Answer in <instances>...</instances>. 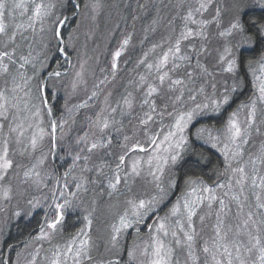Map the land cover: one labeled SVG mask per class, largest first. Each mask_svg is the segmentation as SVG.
Masks as SVG:
<instances>
[{
    "label": "snow or ice",
    "instance_id": "1",
    "mask_svg": "<svg viewBox=\"0 0 264 264\" xmlns=\"http://www.w3.org/2000/svg\"><path fill=\"white\" fill-rule=\"evenodd\" d=\"M214 0H201L199 7L195 10L197 13L203 14L207 12L210 7H213ZM230 10L234 13L231 19L228 21L227 26L223 27L222 31H219V36L221 37H239V42L234 46L236 48L242 49L244 47L254 46V38L248 35L249 29L245 26L244 16L252 9L254 6H258L262 11H264V0H253V4L249 5L246 0H229ZM80 0H59V7L62 10L59 15H56L54 19L51 20L50 31L52 33V39L50 43L53 45V49L57 53H62L67 55L66 49L69 46L65 43L63 36V28L69 21V16L64 13L71 11L72 17H75L76 10L80 8ZM56 7L54 4H36L32 15L29 17L28 28H32L35 21H40L43 23L45 18H51L53 16V9ZM87 7V5H85ZM98 7V5H93V8ZM13 11L17 9H24L25 5L23 0L15 2L12 5L7 3V0H0V35L7 33V27L3 22L5 14L9 12V9ZM221 9L216 8L215 15L211 17L210 20L202 19L197 21L193 17V12L188 11L187 15L184 17L185 21H191L192 24H198L201 31L193 32L192 28H188L186 31L182 32L180 38L176 40L175 50L169 49V53L176 56L180 52L181 40H188L193 36H202L206 38V33L202 31L210 24H215L217 28L222 27L221 25ZM248 23L256 29L257 35L261 40H264V23L256 19L250 18ZM24 29V25L17 24L15 30L8 37L9 42H14L16 38L17 31ZM69 39H71V34H69ZM124 45L128 44V40L123 41ZM7 48V43L4 45ZM205 49L202 47L200 52L196 53L199 57L201 52ZM169 53H165L163 59L161 60L162 65H166L169 58ZM15 55V49L12 51H0V73L8 74L9 66L15 64L16 61L13 59ZM121 55L120 51L114 54V60L112 63V74L115 75L117 64L115 59ZM30 56V53H29ZM227 58V68L225 71L232 73L235 72L239 66V57L234 54L233 47L226 46L223 50V54L220 56V61H225ZM7 59L8 64H4L3 61ZM49 59H54L50 57ZM180 59L190 61L192 58L188 56H181ZM19 64L20 69H24L26 65L31 64V60L28 56H20ZM260 60L264 62V53L261 54ZM249 66H251L252 61H248ZM264 67V63L261 65ZM33 67V76L26 77L24 73H19L22 84L15 83L16 77H13V87L9 89L7 86L0 87V199L10 200L12 194V185L9 183L7 187H4L5 181L10 179V173L14 170V161L9 158L10 153V142L15 134V143L20 144L22 138L25 137L26 132L31 133L28 140V145L25 146L27 151L28 146H30L32 153L36 152L40 144L45 138V135L49 137L51 148L48 155L43 156L37 161L38 164H44L49 156H54L55 153L53 149L56 147V130L59 126L63 129V125L66 123L61 120L59 125L57 121L52 120V109L47 106V96L46 93L50 91V81H56L61 78L62 75H67V73H62L59 70L48 71L46 76H41V71L47 69V65L41 62V68L36 69L35 65ZM83 67V65H81ZM149 68L152 65L148 66ZM159 67V66H158ZM179 65L174 64L173 69L178 68ZM197 67L206 71L203 65L199 63L197 59ZM191 77V73H188ZM77 77L81 76L80 72L76 73ZM168 78V73H164L159 76L160 84L163 85L165 79ZM33 79L38 80L35 85L36 95L34 99L39 101V105L31 103L33 99L32 87L30 86V81ZM143 80V77L141 78ZM257 79H260L259 77ZM103 83V81H101ZM183 81L180 79L171 80V85H182ZM73 88L76 84L73 83ZM213 87H215L213 85ZM175 90L174 87L172 89ZM235 90V89H233ZM17 91L23 92V97H18L16 95H10L9 93H17ZM158 89L156 87L149 86L146 93L145 99L142 104L148 106L150 113H155L161 120L164 115L167 114L168 117L173 118V123L168 126V131L163 134V139L159 140L161 133L157 132L155 135L148 137V143L151 149V155H149L147 164L151 171L149 174L153 177L155 182V187L157 189V195L150 197L149 199H139V200H128L127 203L131 207V213L127 210L123 215L119 217L118 225L112 226V235L110 239V247L106 248L107 256H94L93 255V244L89 236L91 230L92 221L89 217L85 216L86 221V231L84 228L80 229L76 236L70 238L68 242L64 245V249L60 250V246H57V250L53 252V259L51 264H68L69 258H71V264H133L136 260V245L125 248L120 244V235L122 232H126L128 229L135 228L137 235H139L140 228L139 225L144 224L145 218L149 216V213L156 214L160 210V206L164 203L166 199V192L163 187H161L162 177L166 172H171V169L176 167L181 161L184 160V154L190 150L189 146V132L190 128L195 126L198 117H203L206 110L211 107L212 111L219 112L224 105L229 104L230 96L228 94L223 95L222 99H212L210 103H196L197 95L202 94L204 89L200 88L197 95L190 94L188 99L192 102L191 107H187L184 111L177 112L176 105L184 103L183 91L179 95L175 96L172 100L171 106L172 111H168V104H165L162 109L157 111L156 102L154 100L150 101V97L157 93ZM259 97L258 100L264 101V80H260L259 86ZM93 96L96 95L95 92L92 93ZM21 101L23 102V107H21ZM124 103L129 109L132 107L131 100L125 98ZM256 104L257 101L253 100L249 107V115L247 119V126L241 128L235 119L236 113L233 112L227 122V132L229 133V140L236 146L238 151L229 154L227 150V145L222 149L225 156L226 168L225 172H230L229 180L227 185L218 184L217 187L232 190L234 185L238 191H233L230 196V201L235 204V211L229 204L225 203V200L218 198L214 195L215 189L209 186H204L200 189L201 192L209 193L208 197L203 195H196L197 189L192 188L190 193H185L182 197H178L176 203L172 205L169 211L163 216H157V221L154 224L145 225L150 233L151 243L146 245L141 254L147 255L149 249H151V260L149 264H179L178 250L183 252L186 257L185 264H264V143L260 147V155L251 157L246 165H241L238 167H231V160L237 157H243L242 144L249 143V137L251 135L250 129L255 124L256 116ZM78 107H87V104H81ZM244 107V105H241ZM113 112L116 109H112ZM42 112H45L50 120V131L45 133L44 129L40 126L43 122ZM23 113V114H22ZM30 113V117L26 115ZM175 114V115H174ZM35 120L36 124L33 125L29 123V120ZM149 122H154L153 115L145 113V118L140 120V124L145 126V129ZM109 127L107 120L103 122L100 127L101 133ZM38 129V131L34 130ZM6 130V131H5ZM256 132L259 135L260 129L256 128ZM208 134V141L217 139L212 136L211 129L201 126L196 129V132L192 135L196 136L197 139H203L204 134ZM125 141L130 140V137L125 136ZM77 144H83L85 147L80 149L73 157V163L64 172V177L66 178L69 173L73 171L76 167L77 161L83 160L85 162V168L87 169V161L91 158V154L100 148H104L106 144L101 140L89 141L88 135L80 137L77 140ZM107 144H111V138L107 140ZM167 145L166 147H161L162 145ZM127 150L123 155L118 157V162L115 165L114 179L110 180L107 187L110 189L109 195L111 196L113 192L118 190V185L122 182L127 184L129 177H138L140 175V162L134 161L131 164L129 172H126L123 177H121L120 172L126 167V156L134 151H147L140 143L137 141L128 147L125 144ZM212 147H216L213 143ZM81 152H86L88 155L81 156ZM24 153L22 152L21 155ZM31 155V153H29ZM62 159V158H61ZM37 163L31 165L23 171V176L25 182L28 180L36 179L34 183H39V173L36 171ZM200 161L198 159L193 161V166L199 165ZM259 165V166H258ZM246 166L251 167V172L246 171ZM16 168H20L19 164L15 165ZM91 171V169H87ZM101 169H98L100 171ZM84 183H76L75 188L77 190L87 191V180L85 177H81ZM169 188L176 186V180L173 175H169ZM250 180V184L248 183ZM57 185L60 181L57 179ZM203 184V181L193 180L188 178L185 180V185ZM246 185L250 188L252 196L254 197V203L249 201V196L245 194ZM64 189H69V184L66 182L64 184ZM131 191V188L128 189ZM57 192L59 195L57 196ZM72 197L76 196L75 192L69 193ZM225 196L228 193L225 192ZM195 196V199H189L188 197ZM47 199V198H46ZM208 201V208L211 209L213 203L219 205L216 211V223L213 225V234L208 239L203 240L199 249H197L198 236L199 233L196 231L193 218L197 216V209ZM51 203L47 205L50 210L51 216L46 211L45 213V224L40 228V235L36 236L34 239L40 240H51L52 235L58 230H62L66 216L69 211H73L74 207L71 199L65 196V191L60 190L56 187L51 193ZM62 201V202H61ZM27 204L31 208H36L37 204H34L32 200H28ZM183 209V211H182ZM2 211V209H0ZM222 213L224 214L222 216ZM232 213V219L235 223L227 222L228 214ZM15 216H20L21 213L16 211L13 213ZM209 216L212 215L211 211L208 213ZM183 216L186 222H181V220H176L175 229H169L167 221L170 217ZM201 224L205 220L204 215L199 216ZM45 228L47 231H45ZM155 232V235H151ZM171 235L173 238L168 244L165 243L163 238H167ZM88 237L86 239H79L78 237ZM246 237L247 242L245 243L241 237ZM163 237V238H162ZM176 247H173L172 244ZM11 248L12 245H9ZM126 251L127 261L124 260L123 253ZM202 254V255H201ZM19 258V253H17ZM36 257H32V264H35ZM0 264H10V258L8 260L0 257Z\"/></svg>",
    "mask_w": 264,
    "mask_h": 264
},
{
    "label": "rangeland",
    "instance_id": "2",
    "mask_svg": "<svg viewBox=\"0 0 264 264\" xmlns=\"http://www.w3.org/2000/svg\"><path fill=\"white\" fill-rule=\"evenodd\" d=\"M25 1V0H23ZM32 0V3L34 4ZM39 2L42 0H38ZM152 1V0H150ZM182 0H169L170 5L168 7H174L172 5V2H177L182 4L181 7L184 5V2H187V0H184V2H180ZM190 2V5L188 8H185L184 10H187L186 12H183L184 17L187 15L188 11L191 10L193 12V17L195 20L200 21L202 19L210 20L213 15H215L216 8L221 9V25L222 27L217 28V26L213 23L208 25L212 30L210 29L207 32H210L206 34V38L202 36H193L190 37L188 40H181L180 44V52L176 54L175 57L171 53H169V49L175 50V44L176 40L180 38V35L182 32H185L187 29L185 25H187L188 28H192L193 32L201 31L198 24H192L191 21H185V19L180 20L179 22H176L177 19H172L175 15V8L174 11L171 13L170 11L164 12L162 16H159L157 20L156 26H158L155 29V33L158 36V40H161L159 45L153 47L145 48V51H142V48L134 49L133 47L137 43V29L139 28V25H136V23H133L129 29H126L125 24L122 23L120 25V33H116L119 29V19L112 18L108 20V14H107V6L104 4V0H88L87 7H85V11L83 12L82 19L80 20L78 24V28L71 34V39L69 40V45L74 49L75 55L73 58V66L70 67V81L65 86V102L67 104V108L72 106L73 104H80L82 101H84V104L91 100L93 97L92 93L95 92L97 95L95 96L97 105H102L104 103L109 102V99L111 98V95L115 91V88L122 84L123 81H126L127 76L131 75V73L135 74L133 80L129 78L132 82V107L130 110H128L129 115H132V112H136V115H134V120H132L129 124L126 125V127L123 129V131L118 134L119 135V143L121 145L127 144L128 147H131L132 144L139 141V143L147 150V151H134L128 154L126 156V167H124V170L120 172L121 177L125 175L126 172L130 171L131 164L134 161L140 162V175L138 177H129L128 183H121L118 185V190L121 192L123 190L124 186V194L122 197L118 196L117 198L113 199L116 202H120L123 204V199H125V202L128 200H139V199H149L150 197L157 195V189L155 187V182L153 180V177L149 174L151 169L149 168L147 164V160L149 155H151V149L148 143V137L155 135L157 132L161 133L159 136V140L163 139V134H165L168 131V126L173 123V118L168 117L167 114L164 115L163 119L161 120L155 113H150V109L148 106H145L142 104L143 100L145 99L146 93L148 91L149 86L156 87L158 89L157 93H154L149 99L154 100L156 102L157 111L162 109L165 104H168V111H172L171 102L175 99L176 95H179L181 91H183L184 94V103H180L176 105L177 112L184 111L187 107H191L192 102L188 99L190 94L197 95V92L200 88H203L204 91L202 94L197 95L196 103H210L212 99H222L223 95L228 94L231 97V93L234 92L233 89H235V79H236V72L229 73L225 71L227 68V58L225 61H220V56L223 54V50L226 46L233 47V52L238 56V53L240 50L248 48L244 47L242 49L234 47L239 42V37H221L219 36V31L223 30L224 26H227L228 21L231 19L232 15L234 14L230 10L229 0H214L213 7H210L207 12H204L203 14L197 13L195 10L199 7V3L201 0H188ZM248 4H253V0H246ZM15 2H19V0H10V4H13ZM188 3V2H187ZM93 5H98V7L93 8ZM182 9V8H181ZM110 10V9H109ZM32 15V14H31ZM52 25H49V22H47L46 18L43 20V23L40 21H35L33 24V27L31 30H36L37 39L40 40V38H43L42 36L45 35V32L51 34L50 28ZM138 26V28H137ZM43 29V30H42ZM202 31L205 32V29ZM150 36V34H149ZM152 31H151V36ZM156 37V36H155ZM128 40V44L124 45L123 41ZM204 48L205 51L201 52L199 57L196 56L197 52H200L201 48ZM148 49V51H146ZM133 50V51H132ZM120 51L121 55L115 59V63L117 64V69L115 72V75L112 74V63L114 60V54ZM165 53H169L168 62L166 65L161 64V60L163 59V56ZM181 56H188L192 59L190 61L182 60L180 59ZM13 59L15 60V55L13 56ZM197 59H199V63L203 65V68L206 69V71L202 70L201 68L197 67ZM4 64H8L9 61L3 62ZM262 62L258 63L257 70L254 75L253 79V86L255 90V96L252 98V100L248 101L244 104H238L239 108L235 111L236 116L235 119L238 122V124L241 126V128H245L247 126V119L249 115V107L251 105V102L253 100L257 101L256 104V116H255V124L250 129L251 135L249 137V143L248 144H242V150H243V157H237L236 159H232L231 155L229 156V159L231 160V167H238L241 165H246V162L251 158L260 155V147L261 144L264 143V116L261 118H258L259 111H261L262 115H264V101L258 100L259 97V86H260V80H264V67H262ZM179 65L178 68L175 70L173 69V65ZM83 65V67H81ZM152 65L151 68L148 66ZM159 66V67H158ZM134 68V71H131L132 68ZM199 70V71H198ZM9 77L11 83H13V77H16L15 83H19V79L16 76V72H11L9 69ZM80 72L81 76L77 77L76 73ZM168 73V78L165 79L163 85L160 84L159 76L163 75L164 73ZM188 73H191V77H189ZM143 77V80L141 79ZM260 79H257V78ZM7 78V77H6ZM180 79L183 81L182 85H171V80ZM206 80L205 84L203 82ZM103 81V83H101ZM111 81V82H110ZM73 83L76 84V87L73 88ZM213 85L215 87H213ZM174 87V91L172 90ZM22 93V91H20ZM23 95V94H22ZM31 103H34V99L31 100ZM35 104V103H34ZM241 105H244V107H241ZM104 106H101L104 108ZM227 105H224L223 108H225ZM73 107V106H72ZM139 110H142L143 115H138ZM220 110V111H221ZM219 111V112H220ZM219 112L212 111L211 107H209L208 110H206V113H216ZM43 113V112H42ZM127 113V112H126ZM125 113V115H126ZM145 113H149L153 115L154 122H149L146 129L145 126H142L140 124V120L145 118ZM205 113V114H206ZM232 113H228L225 121H222L220 125H217L218 129L212 131V136L216 137L217 139L208 141V134H204L203 139H199L201 141H204L206 144L211 145L213 143L216 144V147H213L215 150H217L224 158V153L222 149L225 148L227 145V150L229 151V154L232 152L238 151L236 146L229 140L228 136L229 133L227 132V122ZM30 117V113H26ZM175 115V114H174ZM140 116V118H138ZM42 118H45L42 114ZM199 118V117H198ZM52 120H55L52 118ZM91 116H87L86 121L89 122V128L88 132H82L88 135L89 141L93 140H101L103 141L106 146L104 148H100L95 150L91 154V158L87 161V169H91V171H88L85 168V162L83 160L77 161L76 167L73 169L71 173L65 178L64 172L68 170V168L73 163V154H68L67 150V143L64 146L63 142L67 141L68 132L70 129V126H66L63 129H57L56 130V147L53 149V152H57L59 150V146L62 148L66 147V152L63 154L62 160H65L64 157L67 155V160L70 162V164L65 165L62 163L63 161H59L60 167H62V171H60L59 175H56L54 173V166L50 165L49 159H51V156L48 157V159L45 161L44 164H38L37 161L41 159L43 156L48 155L49 150L51 148V143L49 140V137L45 135L44 140L38 147L37 151L34 152V157L30 159H23L26 156L19 157V161L14 162V170L12 173H10V179L5 181L4 187H7L10 183L12 185V194L10 200H1L0 199V241L3 229L6 226L7 220L9 217H17L13 213L16 211H19L21 215H29L34 209L43 207V203L51 197L52 190L56 187H59L60 190L65 191V196L73 202V200H78L79 202L84 201V199H87V203L90 202L89 195L85 197H80L79 194L83 190H77L75 188L76 183H84V181L81 179V177H85L87 180V190H92L94 186L96 185V191H99V194L102 196L104 195V191L101 190V185L103 187L108 185L110 180L114 179V172H115V165L118 161L115 162L116 158L120 155H123L124 152L127 150L125 147H121L119 149V146H116L112 144V138L110 135L101 133L100 127L103 124L102 119H100V116L96 119L92 120V123L90 124ZM56 121V120H55ZM29 123H32L33 125L36 124L35 120H29ZM45 133H48L50 131V128L40 125ZM59 127V126H58ZM259 127L260 134L258 135L256 132V128ZM191 129V128H190ZM197 128L192 129V131L189 132V136L196 132ZM210 129V128H209ZM34 130L38 131V129ZM90 135L92 136H89ZM31 133H29L26 138H30ZM82 136V135H81ZM81 136L77 137L79 139ZM128 136L130 137V140L125 141L124 137ZM194 136V135H193ZM196 137V136H195ZM111 138V144H107V140ZM29 140V139H28ZM28 140L26 141L28 143ZM119 145V144H118ZM167 145H162L161 147H166ZM85 147V145H84ZM32 152V150H31ZM24 153V152H23ZM25 154V153H24ZM81 156L88 155V153L84 152V154L80 153ZM22 159V163L20 160ZM112 159V163L114 161L115 165L110 164V160ZM60 160V159H59ZM67 161V163H68ZM37 163L36 171L39 173V183H34L33 181L36 179V177H33V179L28 180L25 182L23 171L27 168H30L32 164ZM19 164L21 167L16 168L15 165ZM110 166V173L106 172L107 167ZM259 166V165H258ZM226 168V165H225ZM98 169H101L98 171ZM173 169H171V172H166L164 176L162 177V183L161 187L165 189L166 192V199L164 203L161 205H166L169 207H172L174 203H176L178 197H182L181 194H176L173 197L169 196V192L171 191L169 188V175H173ZM246 171L251 172V167L246 166ZM262 172H264V169H262ZM109 173V176H108ZM174 176V175H173ZM229 176H231L230 172H225L224 169V177L223 179L218 182L215 185H204V184H194L189 185L185 189V193H190L192 191V188H196L197 192L196 195H203L204 197H208L210 194L206 192H201L200 189H202L204 186H209L215 189L214 195H216L218 198H222L225 200L226 204H229L230 207L233 209V213L235 211V204L230 201V196L232 195L233 191H238L237 188L233 187L232 190H229L227 187L225 188H219L217 187L218 184H225L227 185ZM175 177V176H174ZM59 179L60 183L57 185L56 181ZM100 179V180H99ZM69 184V189H64L65 183ZM250 184V180L248 182ZM101 184V185H100ZM131 188V191H128V189ZM110 191V189L108 188ZM246 191H250V188L246 185ZM75 192L76 196L72 197L69 193ZM87 192V191H85ZM225 192L228 193V196H225ZM59 193L57 192V196ZM120 195V194H119ZM82 196V195H81ZM47 198V199H46ZM189 199H195V196L188 197ZM254 199V197H253ZM32 200L34 204H37L36 208H31L27 201ZM104 200V199H103ZM51 201V200H50ZM52 202V201H51ZM62 202V201H61ZM127 206L128 203L126 204ZM208 201L205 200L204 204L200 206L197 209V215L202 214L205 216L204 222L208 221L210 218L208 225V232H203L202 228L198 227V216L193 218L194 225L196 227V231L199 233L198 239H208L213 234V225L216 223V211L219 208V205L217 203H213L212 208H208ZM160 206V207H161ZM44 209V208H43ZM131 209V207H130ZM132 210H129L128 212L131 213ZM183 211V209H182ZM211 211L212 217L208 215V213ZM49 216H51L50 211L48 212ZM151 213H149L150 215ZM165 214H163L164 216ZM224 214L222 213V216ZM159 216V215H157ZM157 216H154L150 219V221L147 222V218H145L144 224L139 225V228L144 226V238H140L141 240L137 242L136 246V260L133 262V264H149V261L151 260V249L149 250V253L147 255H142L141 252L143 248L146 245H149L151 243L150 239V233L148 228L145 225L154 224V222L157 221ZM162 216V217H163ZM176 220H181V222H186L185 217L183 216H176V217H170L169 221H167L169 225L170 231L175 229V222ZM227 222L229 223H235L232 219V213L228 214ZM45 224V223H44ZM43 224V225H44ZM201 224V222H200ZM201 227V226H200ZM205 227V226H204ZM207 228V227H205ZM85 230L88 231V229L85 227ZM92 230V228H91ZM90 230V232H91ZM200 230V231H199ZM45 231L47 229L45 228ZM89 232V236L93 242H101V239L91 237V234ZM141 232V231H140ZM59 233V230L52 235L51 240H40L37 241L34 239L32 242L28 243L26 247L22 250L21 254L19 255V258L16 260L14 264H32V257L35 256V264H51V261L53 259V252L57 250V246H60V250L64 249V245L66 244H60L57 245L54 243L53 239L55 238V235ZM124 235L126 236H132L134 237L137 233L135 231V228L128 229ZM101 234V231H100ZM40 235V232L38 233ZM37 235V236H38ZM98 235V232H95V236ZM102 235V234H101ZM151 235H155V232H153ZM88 237H78L77 238V244L79 243V239H86ZM163 238V237H162ZM165 243L168 244L172 241V237L169 234L167 238H163ZM68 242V241H67ZM1 245V242H0ZM173 247H176L174 243L172 244ZM101 246L94 247L96 250L94 251L95 254H100L101 256H104L106 253V248L109 247L105 246L100 252L99 248ZM1 249V246H0ZM198 249V244H197ZM99 250V251H98ZM97 252V253H96ZM97 256H100V255ZM179 255V264H185L186 257L184 256L183 252L180 253L178 251ZM68 264H71V258H69Z\"/></svg>",
    "mask_w": 264,
    "mask_h": 264
},
{
    "label": "trees",
    "instance_id": "3",
    "mask_svg": "<svg viewBox=\"0 0 264 264\" xmlns=\"http://www.w3.org/2000/svg\"><path fill=\"white\" fill-rule=\"evenodd\" d=\"M33 2L34 4L32 3V0L23 1L25 5L24 9H17L13 11L10 8L9 12L5 14V17L3 19V22L7 27V33L4 35H0V51H12L13 49H15L16 63L11 64L9 66V69L11 70V72H16V76L20 80L19 84H22L19 73H24L26 77H31L33 76L32 65L34 64L36 69L39 70L41 68V62L48 66L46 70L41 71V76H46L48 71H52L54 69L59 70L62 73H67V75H62L59 80L49 82L50 91L46 93V96L47 106L52 109L51 119L54 118L57 121L58 125L61 120L65 121L66 123L63 125V128L68 125L70 126L67 141L63 142L64 146L67 143V150L69 151L68 154L70 153L75 156V154L77 152H80V149L84 147L83 144H77V137L81 135L83 136V131L88 132L89 122L86 121L87 116H91L90 124L92 123V120L96 119L99 116L100 119H102V122L107 120L109 123V127L104 130V134L110 135V137L112 138L113 146H119V149H121L123 145H121V143H119L118 141V134L123 131L127 124L134 120V115H136V112H132L133 116H131V114L129 115L128 110L130 109L124 103L125 98L133 102L131 99L132 82L127 78L130 77V79L133 80L135 74L131 73V75L127 76L126 81H123L122 84L115 88V91L111 95L109 102H106L105 106L104 103L102 105H97V98L95 97L97 95L96 93V95L86 103L87 107H78L79 105L84 104V101H82V103L80 104H73V107L70 106L69 108H67V104L65 102L66 95L64 90L66 84L68 83V81H70V67L73 66V58L75 55L74 49L69 45V34H72L78 28V24L82 19L83 12L85 11V5H87L88 0H80L81 6L76 10L75 17H72L71 11H67L64 13L65 15L69 16V21L62 30L65 43L69 45L66 49L67 55L54 51L53 45L52 43H50L52 39V33L49 34L46 30L45 35L42 36L43 38H40V40H38L36 30H31V28L27 27L30 22L29 17L31 16L32 11L35 8V5L40 3L46 5H56V7L52 10L53 16L51 18H46L47 22H49V25H51V20L54 19L56 15H59L62 11L59 7V0H42L40 2L36 0ZM104 2V4H106L108 8V20L116 17L117 19H119L120 24L119 29L116 32L117 34L120 33V25L122 23L125 24L126 29H129L133 23L139 25V28L137 26V43L133 47V50L142 48V51H145V48L149 49V47L152 46H155L156 48L157 45H162V43H160L161 40H158V36L153 33L158 27L156 26V24L159 16H162L166 11H170L172 13L175 8L176 12L172 19H177L176 22H179L180 20L184 19L183 12L187 11L184 9L188 8V6L190 5V2L188 0V3L184 2V0L180 1L182 3L184 2V5L182 7V4L172 2V5H174L173 8L168 7V5H170L169 0H104ZM7 3L9 5H12L10 4V0H7ZM250 18L264 23V11H262L258 6H254L244 16L245 26L249 29L248 35L254 38L255 43L254 46L242 49L238 53L239 66L236 72L235 90L231 93L229 104H227V106L223 108V110H221L218 114L206 113L203 117L197 118L195 126L191 127L190 131H192V129L194 128H200L201 126H205L214 130L218 129L217 125H220L222 121H225L228 113L235 112L239 108L238 104L247 103L248 101L252 100V98H254L255 90L253 86V79L255 72L258 69L257 66L260 62L261 54L264 53V40L260 39V37L256 33V29L248 23ZM17 24L24 25V29L21 31H17L14 42H9L8 37L15 30V26ZM209 29L210 31L212 30L209 26L205 28L206 34L210 33L207 32ZM151 31L154 38L150 37ZM6 43L7 48L4 47ZM148 49H146V51H148ZM20 56H28L32 63L26 65L24 69H20ZM50 57H54V59H49ZM249 60L252 61L251 66H249L248 64ZM3 62H7V59H5ZM134 68L135 67H133L131 71H134ZM9 74L10 72H8V74L0 73V87L7 86L9 89H11L14 86L13 83L9 82ZM205 82L206 80L203 82V84H205ZM37 83L38 80L36 79L30 81L33 99L36 95L35 85ZM9 94L16 95L21 98L23 97V92L20 93V91H17V93L14 94L10 92ZM34 103L39 105V101L36 99H34ZM101 106H104V108ZM21 107H23L22 101ZM112 109H116V111L113 112ZM42 114L45 118H43V122L41 125H46L50 128L49 117L45 112H43ZM138 115H143L142 110H139ZM257 116L258 118H261V116L263 117L264 115H262L261 111H259V114ZM138 118H140V116H138ZM57 129H60V127H57ZM28 134L29 133L26 132L25 137L22 138V142L20 144L15 143V134H13V138L10 142L9 158L14 162L17 160L19 161V157L26 156L23 159H30L34 157V154L31 152L30 146H28L27 151H24L25 146L28 145V143L26 142L29 139L26 138ZM89 136L92 135H90L89 133ZM189 146L190 150L184 154V160L181 161L173 169L176 186L170 189V197L181 193L183 195L185 189L187 188V186L185 185V180L189 177L193 180L203 181L204 185H215L224 177V169L226 165L225 158L217 150H215L211 145L206 144L204 141L197 139L193 135L189 136ZM58 148L59 150H57L56 153L54 151L55 155L51 156V159H49L50 165L54 166V173H56V175H59V172L62 171V167H60L61 165H59V161L63 159H61V157H63L64 152H66V147L62 148L61 146H59ZM22 152H24L25 154L21 155ZM29 153H31V155H29ZM81 153L84 154V152ZM64 158L65 160H62V163H64L65 165L70 164V162L67 160V155ZM196 159H198L200 163L199 165L193 166V161ZM116 161H118V157L116 158L115 162ZM20 162L22 163V159L20 160ZM109 163L115 165L114 161L112 163V159ZM110 171V166H108L107 170H105V173H110ZM96 188L97 187L95 185L92 190H87V192L82 191L79 194V196L82 198H86L89 195V203H87V199H84L83 203L79 202L78 200H73L72 204L74 210L68 212L62 230H59V233L56 234L55 238L53 239L54 243H56L57 245L63 244L69 241L71 237L76 236L77 232L80 229H85L86 221L84 220V217L87 216L92 221V230L90 232L91 237H93V239H101V242H93L91 240L93 249H95L94 247L98 248L99 246H101L99 250L100 252H102L105 246L109 245L110 247L112 226L114 224L118 225L119 217L123 215L126 210L129 211L131 209L126 205L127 202H125V199H123V204L113 200L118 196H123L124 186L121 192H119L120 190H117L116 192H113L111 196L108 194L109 190L106 185L104 187L103 185H101V190L104 191V195L102 196L99 194V191L95 190ZM245 194L249 196V201L254 203L252 193L250 191H246V187ZM50 200L51 197L43 203V207L34 209L27 216L20 215L17 217H9L1 236L0 257L5 260H8L10 258V264H14L16 262V260L18 259L17 253H19V255L21 254L26 245L32 242L38 235L41 226L45 223V213L46 211H50L47 208V205L51 203ZM170 208L171 207L166 205L161 206L160 210L156 214L151 213L149 215V217L147 218V222L150 221V219L154 216L159 215V217H162L163 214H166ZM200 215L202 214H199V216ZM199 216L198 227L202 228V230H204L203 232H208V228L209 226H211L208 224L211 219L209 218L208 221L200 224ZM204 226L207 228H205ZM143 230L144 226L141 227V232H139V235L136 234L134 237L126 236L124 235L125 233L122 232L120 235V244L125 248L136 245L137 242L141 240L140 238H144ZM100 231L102 235L100 234ZM95 232H98V235L95 236ZM241 239L244 240L245 243L247 242L246 237L242 236ZM203 240L206 239H198V249L200 248ZM9 245H12V247L10 248ZM94 251L96 250H93V255L97 256L99 253L95 254ZM104 256H107V254H105ZM123 256L124 260L127 261L126 251L123 253Z\"/></svg>",
    "mask_w": 264,
    "mask_h": 264
}]
</instances>
